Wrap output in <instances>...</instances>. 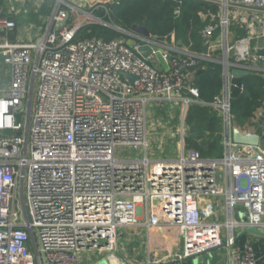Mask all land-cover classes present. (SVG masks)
Masks as SVG:
<instances>
[{"label": "built area", "instance_id": "2783aa9c", "mask_svg": "<svg viewBox=\"0 0 264 264\" xmlns=\"http://www.w3.org/2000/svg\"><path fill=\"white\" fill-rule=\"evenodd\" d=\"M5 1L7 13L42 3ZM119 1L54 0L49 15L19 34L0 4V264H80V251L115 250L119 229L137 225L176 227L174 259L221 247L226 264H256L234 229L264 231V146L232 140L230 90L232 69L264 72V0H192L206 6L198 11L201 50L174 31L143 36L114 24L107 3ZM170 1L178 17L185 0ZM92 23L120 35H78ZM147 45L144 57L139 47ZM200 61L222 68L223 87L210 103L198 100L193 83ZM191 103L219 110L221 158L185 147ZM178 104L176 157L150 158L149 110ZM125 148L139 155L117 153Z\"/></svg>", "mask_w": 264, "mask_h": 264}, {"label": "trees", "instance_id": "16d2710c", "mask_svg": "<svg viewBox=\"0 0 264 264\" xmlns=\"http://www.w3.org/2000/svg\"><path fill=\"white\" fill-rule=\"evenodd\" d=\"M2 0H0L1 2ZM54 0H42L38 11L30 10L25 14V23H39L52 10ZM206 6L201 2L185 0L182 3L180 15L174 16L175 4L170 0H121L113 3L110 20L114 24L129 29L133 25H140L150 33L159 36L175 32L176 39L183 44L193 42L196 50H201L202 39L199 30L202 23L198 11ZM11 18V17H10ZM18 25L17 18H13ZM90 30L87 35H95L104 39L114 38L120 33L106 26L92 24L85 26ZM230 90V111L233 114L235 125L242 127L252 116L255 110L264 101V82L255 73L235 77ZM194 85L198 88V100L210 103L223 87L221 65L217 62L200 61L194 69ZM244 84L241 92L238 85ZM187 127L184 143L187 149H194L203 158H221L222 145V117L219 110L210 105L191 103L185 115Z\"/></svg>", "mask_w": 264, "mask_h": 264}, {"label": "crops", "instance_id": "0c3cea01", "mask_svg": "<svg viewBox=\"0 0 264 264\" xmlns=\"http://www.w3.org/2000/svg\"><path fill=\"white\" fill-rule=\"evenodd\" d=\"M0 4L3 6V12L6 15L11 17V19L17 18L18 29L15 30L16 33L19 34L20 30L27 28L29 24L28 22L25 23L19 21V15L21 14L19 12L24 11V9H21L16 13H7L8 7L6 1L2 0ZM28 8H33L31 3L27 5V9ZM38 19L40 20L41 18L38 17ZM18 30L19 32H17ZM13 33V31L9 33L11 38L14 37ZM2 36H4V32L0 31V37ZM259 76L264 82V72ZM184 127L187 129L185 124ZM238 128L243 133L259 134L261 137L259 145L264 146V101L262 102V105L255 110L253 116L242 127ZM172 130V128L165 130L164 135L160 139L164 138L165 134L168 132L173 133L174 131ZM156 139V137L153 138L154 141ZM160 143H162V140H159V144ZM218 178L221 183H223L224 173L219 172ZM247 228L250 227H237L234 229L235 243L241 248L245 243H250L255 252L256 264H264V237L245 231ZM224 234L225 233H222L223 238ZM181 237L182 236L176 227L147 230L145 226L142 225L125 226L121 227L118 231L115 250L105 251L85 249L78 254L79 262L80 264H226L224 251L221 247L204 252L201 255V260L197 262H194V259H174V254L177 249L181 247Z\"/></svg>", "mask_w": 264, "mask_h": 264}, {"label": "rangeland", "instance_id": "374dc122", "mask_svg": "<svg viewBox=\"0 0 264 264\" xmlns=\"http://www.w3.org/2000/svg\"><path fill=\"white\" fill-rule=\"evenodd\" d=\"M107 7L109 8V12L111 13V3H107ZM32 9H27L26 11H20L21 13L19 16V21H22L26 19L25 16L26 13H28ZM98 14V13H97ZM99 14H103V12H100ZM85 17V14L83 12L79 13L80 20H83ZM106 19H109V17L105 16ZM73 22L70 20L67 22L68 25H71ZM93 24V23H92ZM90 24V25H92ZM86 27H84L81 31H79V36H85L88 33L86 32ZM148 112V130L152 133H149L150 136H148V143H147V149H148V156L150 158H175L176 157V150H177V138L173 136L170 132L166 133L164 138L160 139L167 129H173L172 131L176 132L178 128H180L181 123V107L178 104L177 108H174V110L169 109V106L163 110L161 109H154L149 110ZM151 129V130H150ZM173 132V133H174ZM156 137L157 139L154 141L153 138ZM159 140H162V143L159 144ZM117 153H123L126 156H135L139 155L137 151L131 150V149H120V151ZM240 206V204H239ZM239 218L243 219L244 216L242 213L239 214ZM222 233H224V228L222 229Z\"/></svg>", "mask_w": 264, "mask_h": 264}, {"label": "water", "instance_id": "95a60500", "mask_svg": "<svg viewBox=\"0 0 264 264\" xmlns=\"http://www.w3.org/2000/svg\"><path fill=\"white\" fill-rule=\"evenodd\" d=\"M103 1H106V0H103ZM56 29H57V27H56ZM132 29L135 32H137V33H139V34H141L143 36H148L149 35V31L146 28H144V27H142L140 25H133ZM207 47H208V43H206L203 46V52H207ZM139 51L144 57H147L150 54V47L148 45L147 46H140L139 47ZM259 53L264 55V48L260 49ZM148 61L151 64H155V60L153 58H149ZM121 74L125 78L129 79L131 82H133L136 79L135 75H132V74H130L128 72L124 71V72H121ZM231 74L234 77H242V76L248 75V71L232 69L231 70ZM232 140L235 143L257 146L260 143L261 137L257 133H243L238 127H234L232 129ZM245 231L250 232V233H254L256 235L264 237V231L263 230H259V229H255V228H251L250 227V228H247ZM202 254L203 253L192 255V256L186 257V259H194V262H197V261L201 260V255ZM167 264H172V263H167Z\"/></svg>", "mask_w": 264, "mask_h": 264}]
</instances>
